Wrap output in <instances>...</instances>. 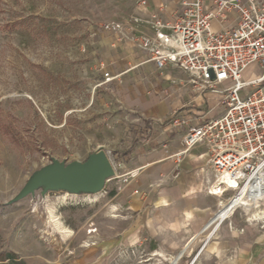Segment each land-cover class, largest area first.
Listing matches in <instances>:
<instances>
[{"label":"rangeland","instance_id":"374dc122","mask_svg":"<svg viewBox=\"0 0 264 264\" xmlns=\"http://www.w3.org/2000/svg\"><path fill=\"white\" fill-rule=\"evenodd\" d=\"M142 3L0 0V253L25 264H160L127 243L136 220L117 195L130 180L139 123L118 98L121 81H106L103 67L116 39L106 26L128 22ZM246 72L245 82L258 75ZM99 153L115 173L102 187L23 194L48 168L87 165Z\"/></svg>","mask_w":264,"mask_h":264},{"label":"crops","instance_id":"0c3cea01","mask_svg":"<svg viewBox=\"0 0 264 264\" xmlns=\"http://www.w3.org/2000/svg\"><path fill=\"white\" fill-rule=\"evenodd\" d=\"M143 1L146 4L136 16L160 14L170 20L185 3L199 0ZM201 1L207 9H214L213 0ZM238 20V14L232 12L226 22L216 18L213 28H232ZM105 33L116 39L107 49L108 61L103 67L121 81L118 98L135 114L139 139L146 140L132 148L124 174L130 180H124L117 195L136 220L127 243L138 245L149 257L148 263L170 264L174 259L177 264H264V229L248 222L247 213L219 225L206 242L205 228L222 206L221 197L209 194L211 155L204 146L183 153L190 127L224 115L212 117L221 108L223 95L198 90L180 70H157L139 43L131 39L134 33L128 28L124 34ZM250 67L258 70L256 64ZM176 120L186 124L176 128Z\"/></svg>","mask_w":264,"mask_h":264},{"label":"built area","instance_id":"2783aa9c","mask_svg":"<svg viewBox=\"0 0 264 264\" xmlns=\"http://www.w3.org/2000/svg\"><path fill=\"white\" fill-rule=\"evenodd\" d=\"M145 4L143 1L142 6ZM213 7L209 10L199 0L185 3L170 20L154 14L106 26V30L122 34L127 28L132 31L131 39L139 43L157 70H180L202 92L218 94L222 87L219 107L224 115L190 127L183 143V153L197 146L208 149L212 186L218 185L221 197L226 198L205 228L206 242L219 225L246 211L244 205L232 208L230 204L242 197L252 202L264 200V0H213ZM232 12L239 16L235 27L213 28L216 18L226 22ZM253 64L258 76L243 81V73ZM104 79L113 80L109 71ZM241 91H247L244 97L239 96ZM185 124L176 120L174 127ZM225 174L232 175L233 184L223 180ZM209 194L213 195L211 190ZM256 225L264 229V217Z\"/></svg>","mask_w":264,"mask_h":264},{"label":"water","instance_id":"95a60500","mask_svg":"<svg viewBox=\"0 0 264 264\" xmlns=\"http://www.w3.org/2000/svg\"><path fill=\"white\" fill-rule=\"evenodd\" d=\"M113 168L104 153L94 155L87 165L75 163L67 167L56 164L39 174L23 194L37 188H66L71 191L95 190L114 175ZM77 192V193H78Z\"/></svg>","mask_w":264,"mask_h":264},{"label":"bare ground","instance_id":"6f19581e","mask_svg":"<svg viewBox=\"0 0 264 264\" xmlns=\"http://www.w3.org/2000/svg\"><path fill=\"white\" fill-rule=\"evenodd\" d=\"M183 154V153H182ZM223 180L226 182V183H229V184H233V180H232V175L231 174H225L224 177H223ZM213 193L214 196H219V198L221 197V188L218 186V185H214V186H211V189H210ZM73 193H77L78 190L77 189H73L72 191ZM68 196V195H67ZM70 196V195H69ZM222 198V204H225L226 201L223 200L225 198L221 197ZM263 203H264V200L262 201H257V202H252V201H249L247 200L246 198L242 197L240 198L239 200L236 201V203L234 204H230L232 205L231 207H236L237 205L241 204V205H244L246 207V212H247V217H248V221H251L253 219H261L264 217V206H263ZM53 207V206H52ZM50 213H51V216H52V219H54V216H53V212L52 210L50 209ZM55 220V219H54ZM254 223V222H253ZM52 226H53V229H55L56 231H62L64 230L60 223H57L56 221H53L52 223ZM219 227V226H218ZM219 229V228H218ZM64 234V233H63ZM188 249V248H187ZM182 256V255H180ZM176 258V257H175ZM174 260V259H173ZM172 260V262H173ZM177 262V261H176Z\"/></svg>","mask_w":264,"mask_h":264},{"label":"trees","instance_id":"16d2710c","mask_svg":"<svg viewBox=\"0 0 264 264\" xmlns=\"http://www.w3.org/2000/svg\"><path fill=\"white\" fill-rule=\"evenodd\" d=\"M145 141L146 140L144 138L136 140L133 143V147L137 146L140 143H144ZM0 264H25V262L23 260H20L12 252H3V253H0Z\"/></svg>","mask_w":264,"mask_h":264}]
</instances>
